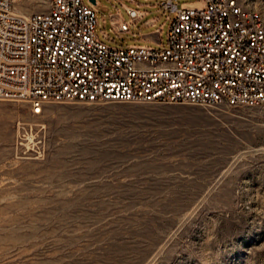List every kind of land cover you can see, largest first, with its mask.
Listing matches in <instances>:
<instances>
[{
  "label": "rangeland",
  "instance_id": "rangeland-1",
  "mask_svg": "<svg viewBox=\"0 0 264 264\" xmlns=\"http://www.w3.org/2000/svg\"><path fill=\"white\" fill-rule=\"evenodd\" d=\"M162 1L83 0L101 42L154 49L175 19ZM246 1L264 19V0ZM13 3L28 16L50 0ZM127 9L146 15L135 24ZM0 264H264V105L48 104L36 116L0 101Z\"/></svg>",
  "mask_w": 264,
  "mask_h": 264
},
{
  "label": "built area",
  "instance_id": "built-area-1",
  "mask_svg": "<svg viewBox=\"0 0 264 264\" xmlns=\"http://www.w3.org/2000/svg\"><path fill=\"white\" fill-rule=\"evenodd\" d=\"M175 14L164 49L114 48L97 37L83 0H50L46 12L17 15L0 0V101L48 104L264 105V19L246 0H204ZM133 23L145 13L127 9ZM113 24L128 33L122 21Z\"/></svg>",
  "mask_w": 264,
  "mask_h": 264
},
{
  "label": "water",
  "instance_id": "water-1",
  "mask_svg": "<svg viewBox=\"0 0 264 264\" xmlns=\"http://www.w3.org/2000/svg\"><path fill=\"white\" fill-rule=\"evenodd\" d=\"M94 5H96V0H90ZM141 120H145V121H149V120H153V118L151 117H142L140 118Z\"/></svg>",
  "mask_w": 264,
  "mask_h": 264
},
{
  "label": "crops",
  "instance_id": "crops-1",
  "mask_svg": "<svg viewBox=\"0 0 264 264\" xmlns=\"http://www.w3.org/2000/svg\"><path fill=\"white\" fill-rule=\"evenodd\" d=\"M146 14V13H145ZM143 20V19H142ZM148 25H154V21H151L150 23H148ZM155 40L158 42L159 41V38H157L156 36H155Z\"/></svg>",
  "mask_w": 264,
  "mask_h": 264
}]
</instances>
